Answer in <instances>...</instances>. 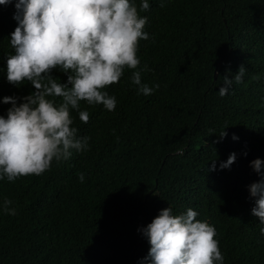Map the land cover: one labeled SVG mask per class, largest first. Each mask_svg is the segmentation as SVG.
<instances>
[{
    "label": "trees",
    "instance_id": "obj_1",
    "mask_svg": "<svg viewBox=\"0 0 264 264\" xmlns=\"http://www.w3.org/2000/svg\"><path fill=\"white\" fill-rule=\"evenodd\" d=\"M148 2L140 65L104 89L115 110L82 101L86 124L71 113L88 149L41 175L0 179V264H139L150 246L138 229L166 207L173 215L192 208L213 226L223 264H264V225L251 214L248 189L264 178L250 166L264 161V0ZM14 12L0 5V98L34 91L6 80ZM145 64L142 83L159 84L148 96L131 83ZM241 65L242 83L233 80L221 97L223 77ZM10 106L0 103V115ZM231 153L235 162L220 169ZM5 199L16 215L5 213Z\"/></svg>",
    "mask_w": 264,
    "mask_h": 264
},
{
    "label": "clouds",
    "instance_id": "obj_2",
    "mask_svg": "<svg viewBox=\"0 0 264 264\" xmlns=\"http://www.w3.org/2000/svg\"><path fill=\"white\" fill-rule=\"evenodd\" d=\"M8 4H14L17 26L10 33L14 53L5 59L6 80L15 87L27 82L34 89L23 97L0 98V103L11 105L6 116L0 115V179L12 182L41 175L53 160L59 163L69 159L73 150L88 149L90 137L77 135L71 113L75 111L86 124L89 113L81 109L82 101L115 110V96L104 89L118 83L126 68L136 70L140 65L139 42L149 39L144 31L148 17L140 13L148 12L150 5L148 0H140L139 5L135 0H0V5ZM54 71L65 74L66 81L61 83ZM143 71L151 69L145 64L133 71L131 83L148 96L159 84L142 83ZM245 73L241 65L232 78L225 75L218 94L225 96L233 80L242 83ZM226 135L223 131L220 137ZM235 159V153L229 154L220 169L229 168ZM250 166L264 176V161L254 159ZM208 170H216L215 160ZM78 179L83 183L84 173ZM248 189L255 198L251 214L264 225V178ZM11 204L5 199L4 211L16 215ZM197 215L192 208L179 215H173L170 207L160 210L151 223L138 229L150 246L139 264H223L215 228L197 220ZM260 233L264 235V227Z\"/></svg>",
    "mask_w": 264,
    "mask_h": 264
},
{
    "label": "water",
    "instance_id": "obj_3",
    "mask_svg": "<svg viewBox=\"0 0 264 264\" xmlns=\"http://www.w3.org/2000/svg\"><path fill=\"white\" fill-rule=\"evenodd\" d=\"M215 77H216V74L214 75V79H215Z\"/></svg>",
    "mask_w": 264,
    "mask_h": 264
}]
</instances>
